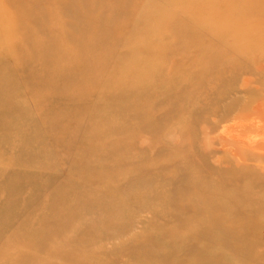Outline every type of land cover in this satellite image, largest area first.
I'll return each instance as SVG.
<instances>
[{"label": "rangeland", "instance_id": "374dc122", "mask_svg": "<svg viewBox=\"0 0 264 264\" xmlns=\"http://www.w3.org/2000/svg\"><path fill=\"white\" fill-rule=\"evenodd\" d=\"M194 1L0 0V264H264V173L214 171L263 158L242 141L257 130H233L216 156L232 164L203 173L224 215L177 208L198 183L177 165L196 157L211 77L240 58L264 73V0ZM250 183L258 206L231 213Z\"/></svg>", "mask_w": 264, "mask_h": 264}, {"label": "bare ground", "instance_id": "6f19581e", "mask_svg": "<svg viewBox=\"0 0 264 264\" xmlns=\"http://www.w3.org/2000/svg\"><path fill=\"white\" fill-rule=\"evenodd\" d=\"M46 1V0H45ZM50 1H57V0H50ZM195 3L201 2V0H195ZM207 3V2H206ZM207 5V4H206ZM182 28V25L179 26V28ZM185 27H183L182 33H187L185 31ZM188 29V27H187ZM115 34L114 31L110 33V37H113ZM213 52V51H212ZM212 53H209L210 55ZM207 55V54H206ZM207 55V56H208ZM255 62L254 59L251 61H248L247 59L240 58L239 60H235V63H229V65L225 66L224 69H222L221 75L218 77L214 76V78L211 77L212 80H214V86L215 88L208 87L210 91H204L202 94V97H200V103H205L203 105V112L205 113V116H198L195 119V125L196 130L194 134L195 142H196V148L193 149V151H196L195 155L192 160V163L189 159H184V161L180 160L177 166H193V171H196L199 173V177L197 176L198 183L195 185L196 190L195 192H190L189 194H186L183 192L180 195V204L177 208H179L178 211L180 212H187V213H195V215H201L208 217L209 219H205V223L213 221L215 218L220 217L221 215H224L227 211L223 204H219V202L224 199L222 194V187L220 184L211 182L206 180L205 170L207 168H212L211 166H218V165H231L232 164V157L228 156L223 159V161L218 160L216 156L218 152H220V149L224 147V142L229 145L233 144L236 141L241 140L239 136L233 135L232 131L237 128H246L250 129V131L259 132L256 136H246L244 137V140H242L244 143L249 145H256L257 143H260V141H264V139H258L257 137L260 136L264 137V73H259L260 71H256L254 69H250L249 67H245L247 62L250 63ZM210 61H200L198 63V66L195 67L197 70H203L207 71L206 69L209 67V65H212ZM205 69V70H204ZM211 69V68H209ZM226 75H230L231 78H226ZM233 75V76H232ZM229 84H228V82ZM201 85L205 86L206 84L200 83L196 81V84L192 87L200 88ZM224 85V86H222ZM221 90V91H220ZM219 95L218 100L221 102H207L208 98L216 97ZM215 103V104H214ZM184 101L182 103L179 102V106L183 107ZM213 108V109H212ZM239 111V117H235V113ZM242 115V117L240 116ZM252 117V118H251ZM206 118H211V121L208 123L209 129H212V136L209 138V142H204L203 144L200 143L202 140L200 138H203L202 129L203 126L207 123ZM224 118L225 121L228 122L232 121V119H236L233 125H229L228 127H224L220 133H218L219 130V124L218 120ZM241 119V121L239 120ZM239 120V122H236ZM249 122V123H247ZM244 130V129H243ZM218 133V134H217ZM243 137V136H242ZM225 140V141H224ZM199 143V144H198ZM262 145V146H261ZM220 146V147H219ZM222 147V148H221ZM261 147V148H260ZM260 150H263L264 143L260 144ZM264 151H261L262 154ZM260 153V154H261ZM170 158L173 157L174 160V153H170ZM255 155V154H254ZM254 155H251L250 158H248L245 162H241L239 160L238 165L245 164L247 162V167L241 171L238 170V172H229L225 169H215L216 175L223 179L227 178V174H229L232 177L239 176L241 173H244L245 175L252 174V172H256L257 174H254V176H263L264 173V157L253 160ZM258 155V154H257ZM259 158V157H258ZM197 166V167H195ZM263 166V167H262ZM214 169V168H212ZM206 185H204V184ZM202 185V186H201ZM212 185V186H211ZM223 186V185H222ZM204 187V188H203ZM248 189L246 190L245 194L241 197V195H238L236 197V201H238V204H236L237 208L234 210H231V213H234L235 215L238 214H245L247 213L246 205H250V201L252 199H249V196H252L255 194V198H253V205L256 207L258 206L260 200L262 199L259 195V192L256 190L257 187L253 183L248 184ZM220 191V192H219ZM258 193V196H256ZM240 194V193H239ZM198 201L201 202L202 206L195 207V205H184L187 204L189 201ZM249 202L248 204H245ZM185 208V209H184ZM182 210V211H181ZM252 213V212H250ZM232 214V215H234ZM208 224V223H207ZM199 229L196 230H188V236H191L195 238L197 235L200 236L202 239H207L209 234L207 232H204L203 236L201 235L203 232L198 233ZM235 234L232 232L230 236ZM189 237L186 238L190 239Z\"/></svg>", "mask_w": 264, "mask_h": 264}]
</instances>
